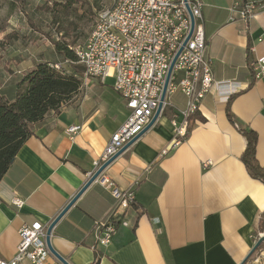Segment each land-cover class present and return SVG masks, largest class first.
I'll use <instances>...</instances> for the list:
<instances>
[{
  "label": "crops",
  "instance_id": "1",
  "mask_svg": "<svg viewBox=\"0 0 264 264\" xmlns=\"http://www.w3.org/2000/svg\"><path fill=\"white\" fill-rule=\"evenodd\" d=\"M198 1L212 77L235 82L236 89L208 92L197 111L202 118L191 119L187 136L174 146L172 110L166 107L105 167L117 186L134 191L129 225H119L108 244L97 243L95 222L114 199L95 179L50 233L52 247L69 264H90L95 254L99 264H239L255 242L264 183L249 175L240 158L245 138L227 118L226 103L232 95L231 113L257 133L255 155L264 168V81L248 73L249 62L264 55V10L230 20L232 4L251 0ZM35 63L18 66L14 74L1 67L0 95L12 100L19 77ZM79 77V90L34 126L0 179V258L14 255L24 222L51 223L91 176L93 161L126 118L112 77ZM171 100L185 103L179 92ZM70 124L81 125L72 138L65 135ZM13 198L22 200L20 206ZM46 264L62 263L51 257Z\"/></svg>",
  "mask_w": 264,
  "mask_h": 264
},
{
  "label": "built area",
  "instance_id": "2",
  "mask_svg": "<svg viewBox=\"0 0 264 264\" xmlns=\"http://www.w3.org/2000/svg\"><path fill=\"white\" fill-rule=\"evenodd\" d=\"M188 2L194 24L186 41L190 17L183 0H111L110 6L99 11L87 37L70 46L76 57L70 62L81 65L84 77L102 81L112 77L113 88L128 109L124 122L111 134L101 155L93 161L90 175L150 122L176 54L160 111L161 114L166 107L172 110L171 146L187 136L191 126L189 116L199 110L208 92L213 88H225L227 94L235 91V82L213 79L206 58L201 2ZM262 9L264 0L234 3L229 7V18L233 20L236 16L248 20ZM53 66L56 69L63 67L58 62ZM249 67L254 80L264 81V55L249 62ZM229 86L230 90L227 89ZM177 92L185 97L183 106H177L171 100ZM227 94L222 98L227 99ZM80 129V124H70L65 128V135L72 138ZM104 169L96 180L109 190L114 201L108 212L95 222V237L101 245L111 241L119 225H129L127 212L135 201L134 191L117 186ZM12 202L20 206L22 200L13 198ZM48 226L37 219L24 222L18 229L14 255L8 259L0 258V264H46L49 258H56L46 243Z\"/></svg>",
  "mask_w": 264,
  "mask_h": 264
},
{
  "label": "trees",
  "instance_id": "3",
  "mask_svg": "<svg viewBox=\"0 0 264 264\" xmlns=\"http://www.w3.org/2000/svg\"><path fill=\"white\" fill-rule=\"evenodd\" d=\"M58 3L63 9L68 10L69 1L56 4ZM53 44L56 52L63 59L76 60L67 42L54 40ZM54 63L40 60L31 69L25 71L19 77L16 95L12 100H7L0 95V179L14 161L18 149L33 134L34 126L49 113H58L62 105L68 102L81 87L82 81L79 75L83 73L82 67L56 69L53 66ZM248 73L252 77V69L249 65ZM231 98L232 95L228 97L226 103L227 118L236 125L245 138V147L240 158L249 175L264 183V168L255 155L257 133L250 127L237 122L230 111ZM195 117L202 118L195 112L189 116V119ZM257 228L264 230V209L259 217ZM99 259V255L95 254L90 264H99Z\"/></svg>",
  "mask_w": 264,
  "mask_h": 264
},
{
  "label": "rangeland",
  "instance_id": "4",
  "mask_svg": "<svg viewBox=\"0 0 264 264\" xmlns=\"http://www.w3.org/2000/svg\"><path fill=\"white\" fill-rule=\"evenodd\" d=\"M65 1L70 2L68 10L56 4ZM110 4L111 0H0V68L14 74L18 66L39 60L61 63L65 69L81 67L63 59L53 41L70 46L83 41L99 11ZM263 233L256 228L255 241ZM244 264H264V242Z\"/></svg>",
  "mask_w": 264,
  "mask_h": 264
},
{
  "label": "water",
  "instance_id": "5",
  "mask_svg": "<svg viewBox=\"0 0 264 264\" xmlns=\"http://www.w3.org/2000/svg\"><path fill=\"white\" fill-rule=\"evenodd\" d=\"M185 8L189 14L190 17V30L189 33L185 39V41L189 38L192 29H193V24H194V19L190 10V6H189V2L188 0H183ZM184 41V42H185ZM177 55V54H176ZM176 55L174 56V58L171 61L168 73L166 75L165 81H164V85L162 88V92L160 95V101L158 104V107L156 109V111L154 112L150 122L145 126V128L132 140H130L127 144H125L115 155H113L111 158H109L106 162H104L89 178L88 180L84 183V185L78 190V192L69 200V202L65 205V207L59 212V214L51 221V223L49 224L48 228H47V236H46V243L48 248L50 249L51 253L62 263V264H69L65 258H63L51 245L50 242V233L51 230L54 226V224L57 222V220L63 215V213L69 208V206L79 197V195L85 190V188L92 183L97 176L99 175V173L109 164L111 163L114 158L120 153L122 152L127 146H129L137 137H139L145 130H147L154 122L155 120L158 118V116H160V111L162 109L163 106V100L165 97V92H166V87H167V83L169 80V76H170V72L174 63V60L176 58ZM264 242V234L259 236L258 239L254 242L253 246L251 247V249L249 250L248 254L245 256V258L239 263V264H244L247 259L255 252V250L260 246V244Z\"/></svg>",
  "mask_w": 264,
  "mask_h": 264
},
{
  "label": "bare ground",
  "instance_id": "6",
  "mask_svg": "<svg viewBox=\"0 0 264 264\" xmlns=\"http://www.w3.org/2000/svg\"><path fill=\"white\" fill-rule=\"evenodd\" d=\"M113 1H120V0H113Z\"/></svg>",
  "mask_w": 264,
  "mask_h": 264
}]
</instances>
